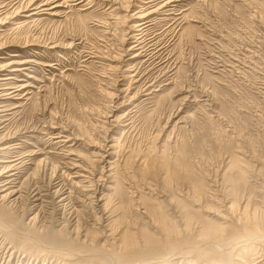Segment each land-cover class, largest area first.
Segmentation results:
<instances>
[{"label": "rangeland", "instance_id": "rangeland-1", "mask_svg": "<svg viewBox=\"0 0 264 264\" xmlns=\"http://www.w3.org/2000/svg\"><path fill=\"white\" fill-rule=\"evenodd\" d=\"M119 1L0 0V264H264V0Z\"/></svg>", "mask_w": 264, "mask_h": 264}, {"label": "bare ground", "instance_id": "bare-ground-1", "mask_svg": "<svg viewBox=\"0 0 264 264\" xmlns=\"http://www.w3.org/2000/svg\"><path fill=\"white\" fill-rule=\"evenodd\" d=\"M111 1V3H112V5H111V7H115V9L117 8V9H122L124 6H123V4L119 1V0H110ZM141 1V5L140 6H138L139 7V10H138V12H135L133 15H130V13H128V9L130 8V6H131V4L130 5H128L127 6V8H126V11H127V13H126V17H127V23H128V30L129 29H131V30H133V31H137L135 34H133V36H129V32L130 33H132V31L130 30L129 32H128V34H126V41H128V39H130V38H135V46H132V48H130V50H138V48L137 47H139V46H142L141 48H144V44H145V36L147 35V30H148V25H150V23L152 24L153 22H154V20H156V17H155V15H157V14H172L173 12L172 11H174L175 10V8H171L170 6H171V3H173V2H177V1H180V0H164L162 3H159L158 2V0H140ZM139 1V2H140ZM34 4V2H31V5H33ZM127 4V3H126ZM44 5V3L43 4H41V5H39V6H34L32 9H34V11L33 12H31L29 15H33V14H36V13H38L39 11H37L38 9H40V7L41 6H43ZM133 19H139V20H136V24H131V25H129V22L131 21V20H133ZM135 21V20H134ZM134 21H132L133 23H134ZM131 23V22H130ZM127 25V24H126ZM136 29V30H135ZM146 47V46H145ZM10 57H16V56H19V54L18 53H10V55H9ZM137 56H140V54H135L133 57H137ZM2 57H4L3 55H0V58H2ZM123 61H124V58H121V60H120V64H122L123 63ZM26 62V60H24V61H21V62H18V63H25ZM13 63H16V62H10V64H13ZM117 69H120V70H122V68H120V66L119 65H117ZM14 70H19V68L17 67V68H14ZM13 70V71H14ZM123 71H126V70H123ZM132 75H137V74H132ZM128 77H130V76H128V75H126V78H128ZM14 78H16V77H14V76H3V77H0V87L1 86H3V85H11L12 83H10L9 81H10V79H14ZM131 82L134 84V83H136V81H134L135 80V77H132L131 76ZM24 87V86H23ZM7 88V89H6ZM6 88H3L4 90H8V89H11V88H14L13 86H6ZM1 89V88H0ZM148 88H146L145 90H147ZM17 91H18V88L17 89H12V91H8L7 93L8 94H11L12 96L11 97H14V95H17L18 93H17ZM144 91V90H143ZM123 102H121V104L120 105H117V109H120L123 105H125V104H122ZM130 102L129 101H127V99H126V105H128ZM3 106L4 105H1L0 104V113L2 112V111H5V110H8V109H4L3 108ZM129 113L130 112H128L127 114H126V116L128 115L129 116ZM1 116V115H0ZM110 117V116H109ZM6 156H5V158L6 159H1L0 161L1 162H4V163H7V165L5 166V170H7V171H9V174H8V176H15L16 174H17V172H19V171H21L20 169L22 168L21 167V165L22 164H24L23 162H24V157L20 154V152L19 151H14L13 149H12V147H10V148H7V150H6ZM44 170L43 171H46L48 168L45 166L44 168H43ZM20 174V173H19ZM59 176V175H58ZM17 177V176H16ZM58 178V177H57ZM13 180H15V178H11V179H8L6 182H5V184H4V186H6V187H2L3 188V190L2 191H8L6 194H4L2 197H1V199L2 200H9V199H11V198H13L14 197V200H16L17 201V199H22V198H24L25 199V201L27 202L28 200H31V203L33 204V207H41V209L43 208V209H46V207L48 208V206H50V204H52L51 202H53L55 199H54V197H56V195H58L57 197H61V195H63L65 192H61L62 191V189H61V187L62 186H60L59 188H57V189H55V191L52 193L54 196H51L50 197V193L48 192V193H46V194H42L41 193V190L39 189V186H38V188L36 187V189H35V191L34 192H32V194L30 195L29 194V192H23L22 191V193L20 192V190L19 189H15V187L11 190V188H9L8 186L9 185H11L12 184V182H13ZM51 180V179H50ZM54 180V179H53ZM58 180H60V178L58 179ZM16 182V181H15ZM28 182V181H27ZM61 182V181H60ZM54 183V182H53ZM48 185H49V183H48ZM57 185V184H56ZM13 186V185H12ZM17 186H19V185H17ZM46 186V185H45ZM52 186V185H51ZM59 186V185H58ZM21 188V187H20ZM46 188H47V186H46ZM38 189V190H37ZM10 190V191H9ZM23 190V189H22ZM30 190V189H29ZM34 190V189H33ZM30 192H31V190H30ZM52 192V191H51ZM47 195H49V196H47ZM49 198H52L51 200L49 199ZM68 198V196H63L60 200H58V201H60V202H56V207L57 208H63V207H65V204H64V200H66ZM12 200V199H11ZM13 200V201H14ZM23 202V201H22ZM11 203V202H10ZM29 203V202H28ZM27 204V203H26ZM30 206V205H29ZM28 206V207H29ZM52 207V206H51ZM61 208V209H62ZM28 209V208H27ZM26 209V210H27ZM100 209V208H99ZM50 210V209H49ZM41 211V210H40ZM100 211V210H99ZM55 212V211H54ZM58 212V211H57ZM102 212V214H104L105 212L104 211H101ZM42 213V212H41ZM40 213V214H41ZM39 213H36V215H35V217H33V219L34 220H40L39 219V215H40ZM58 214V213H57ZM52 215V214H51ZM102 216V215H101ZM41 221V220H40ZM7 223H5V222H3V220H2V218L0 217V226H2V227H6V226H4V225H6ZM8 225V224H7ZM13 228V227H12ZM76 228H78V227H76ZM9 229V228H8ZM54 237V236H53ZM58 237V236H57ZM240 239V238H239ZM255 240V239H257V240H262V239H264V233H260L259 235H252V236H245L244 237V239H240V240H238L237 241V243L238 242H242V241H251V240ZM37 240V239H36ZM55 240H56V238H55ZM60 241V240H59ZM236 241V240H235ZM256 241V240H255ZM59 243V242H58ZM231 243V242H230ZM62 244V243H61ZM68 244V243H67ZM225 244V243H224ZM224 244L222 245L221 243H217V245L220 247V248H223V246H224ZM227 244V243H226ZM65 245H66V243H65ZM244 245V244H243ZM63 246V245H62ZM225 247V246H224ZM227 248V247H226ZM64 249H67V251L68 252H71V250L72 249H70V248H68V247H66V248H64ZM63 248H62V250H59V251H65ZM73 255V254H72ZM227 259V260H226ZM226 259H224L223 261L224 262H226V264H232V261H231V259L230 258H226Z\"/></svg>", "mask_w": 264, "mask_h": 264}]
</instances>
